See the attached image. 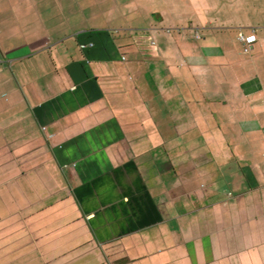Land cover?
<instances>
[{
  "label": "crops",
  "instance_id": "1",
  "mask_svg": "<svg viewBox=\"0 0 264 264\" xmlns=\"http://www.w3.org/2000/svg\"><path fill=\"white\" fill-rule=\"evenodd\" d=\"M0 264H264V0H0Z\"/></svg>",
  "mask_w": 264,
  "mask_h": 264
},
{
  "label": "built area",
  "instance_id": "2",
  "mask_svg": "<svg viewBox=\"0 0 264 264\" xmlns=\"http://www.w3.org/2000/svg\"><path fill=\"white\" fill-rule=\"evenodd\" d=\"M240 38L244 41V43H245V45H246V49H249V46H250L253 42H255V41L257 40V35H256L255 32H253L252 34L247 35V36L241 34V35H240Z\"/></svg>",
  "mask_w": 264,
  "mask_h": 264
}]
</instances>
